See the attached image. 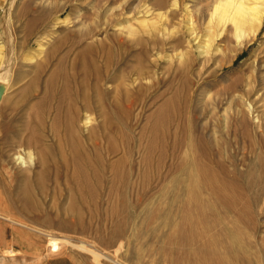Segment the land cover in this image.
Returning <instances> with one entry per match:
<instances>
[{
    "label": "rangeland",
    "instance_id": "1",
    "mask_svg": "<svg viewBox=\"0 0 264 264\" xmlns=\"http://www.w3.org/2000/svg\"><path fill=\"white\" fill-rule=\"evenodd\" d=\"M216 1L2 0L0 47L4 45L7 50L5 65L10 63V90L0 103V107L6 106L5 116L11 112L12 105L28 93L30 82L39 74L38 64L25 59L27 53H38V44H45L39 62L47 65L41 73V86L57 71L61 58L67 57L71 65L83 48L92 43L96 44V50L90 54L99 56V65L102 66V58L110 49L121 62L113 69L111 80L107 83L110 93L106 100L100 103L95 98L97 105L93 111L94 135L91 142L100 152L107 153V149L115 147V154L110 152V162H115L123 156V138L128 139V156L134 162V179L139 186L137 190H143V175L146 173L149 174V180L145 183L150 186L145 201L123 205L111 190H108L109 199L80 201L65 180H61L58 188L52 180L48 181L42 194L34 188V197L27 199L24 179L15 178L11 186H0V215L4 218H0L2 240L5 231V244L1 242L0 245H9L6 240H12L15 249V254L8 256L2 255L1 252L5 254L6 250L0 249V264H36L38 256L40 262L44 260L45 264H203L206 256L198 249L201 238L195 235L186 241L179 231L183 225L184 207L194 202L190 201L195 193L194 181L198 176L201 177L195 170L199 163L208 164L215 174L218 173L217 186L222 183L219 189L231 200L230 204L225 205L211 186L204 185L198 193L200 202L212 204L226 216L228 222L239 224L247 239L255 246L249 253L242 255L243 262L235 264H248L247 258L253 261L249 264H262L264 23L255 39L240 46L231 23L222 28V25H218V18L212 19ZM46 2H50L48 6ZM51 2L57 3L52 5L56 13L50 10ZM160 3L165 7L167 4V7L161 4L162 8L156 9ZM188 7L193 9L195 37L187 31L188 15L185 13ZM114 8L118 9L113 15ZM144 9H148L150 14L144 15L141 12ZM10 13L14 21L9 26ZM108 14L110 16L107 17ZM160 14L164 19L159 20ZM121 16L125 18L121 19ZM106 17L113 18L106 20ZM114 18L121 20L115 21ZM142 19L146 21L145 27L148 25L147 30L144 24L141 26ZM104 22L107 25L102 29ZM121 22L136 26L135 33L138 35L131 38L126 33H120L118 24ZM9 29L13 31L18 46L17 58L12 54ZM210 31L215 35L217 32L222 34L215 38L211 53L200 55L198 45L207 39ZM85 32L89 33V38L80 41L78 36ZM197 35L199 38L195 40ZM155 40L159 46L154 45ZM56 46H60V49L56 50ZM65 51L69 52L68 56ZM183 53L186 57L182 58L180 56ZM118 87H121L119 91L116 90ZM33 98L20 105L16 114L18 120L14 119L17 131L23 130L40 102L39 94ZM167 102L168 108L165 107ZM163 107L166 108L164 112H167L163 113V117L166 121L171 120L167 126L170 137L165 139L166 142L157 141L155 151L149 154L150 144L154 141L151 130ZM238 115L239 118L245 116L249 124H243ZM52 122L48 118L45 143L43 141L38 151L52 144L57 146L52 137ZM85 133L89 134L86 129ZM200 136L206 138L207 142L205 153L202 154ZM13 141L15 137L8 140L10 144ZM54 152L57 149L54 148ZM14 153L12 151L11 155ZM21 153L25 154L24 150ZM203 154L206 158H203ZM17 166L14 164V167ZM220 166H226L224 168L227 171L222 172ZM38 171L39 167L36 168ZM38 228L43 231L36 234L33 229ZM14 229L19 231V235L25 233L24 236L14 239ZM53 237L66 240L55 253L49 250V241ZM221 251L224 252V249Z\"/></svg>",
    "mask_w": 264,
    "mask_h": 264
},
{
    "label": "bare ground",
    "instance_id": "2",
    "mask_svg": "<svg viewBox=\"0 0 264 264\" xmlns=\"http://www.w3.org/2000/svg\"><path fill=\"white\" fill-rule=\"evenodd\" d=\"M39 3L42 4L40 1ZM46 3H44L43 5H45ZM48 3H47V6H48ZM54 4H52V2L50 4L51 5L50 10H53L52 12H54V7H52V5ZM161 4L162 3H160L159 4L160 7L156 9L162 8L161 7L162 5L163 7H165L164 4L162 5ZM174 5H177V10H178V3L176 1ZM1 7H3L2 0H0V8ZM12 7L13 6L11 5V8ZM61 7L62 6H60V8ZM138 7H136V9H138ZM166 7H167V4H166ZM117 9L118 8L112 9L113 15H114V11H116ZM186 9H187V12L185 14L188 15V19H187V24H188L187 29L188 30L187 31H189L190 36L192 35L193 37H195L196 31H195L194 18H193V9L190 10L189 7ZM43 10H45V8ZM110 12L111 11H109V14ZM120 12H121V9H120ZM141 12H143L144 15L150 14V11L148 9L146 10L144 9V11H141ZM50 14H53V13H50ZM109 14L107 15V17L110 16ZM125 14H128V13H125ZM107 17H106V20H109V19L112 20L113 18V17L111 18L109 17L107 19ZM114 17L117 18V16H114ZM159 17H157L159 18V20L164 19V16L161 14L159 15ZM215 17L216 19L218 18L219 20L218 25L220 26L222 25V28H224L227 23L232 24L234 28V32H235V37L238 39L239 45L243 46L248 41L255 39L258 36V33L261 31V28L264 23V0H217L214 10L212 12V19ZM13 18L14 16H12V13H10L9 21H8L9 26H10V23L14 21L12 20ZM36 18L38 19L39 17H36ZM115 18L113 20H115ZM124 18L125 17L122 18L121 16V19H124ZM102 19L104 20V18ZM121 19L119 20L116 19L115 21H120ZM58 20L57 22H59ZM100 21L101 19L99 20V24H101ZM130 24L125 25L122 22L119 23L118 24L120 26L119 32L122 34L124 33V35L126 33L128 34L129 37L137 34V32L135 33V30H136L135 28L137 27L136 26L134 27V25H130ZM142 24H144L143 26L145 27L146 21L143 20L141 22V26ZM102 25H103L102 27L103 29L104 26L107 25V22H104V24ZM147 26L148 25H146V27ZM146 27L144 29H146ZM153 29H156V28H153ZM9 30H10L9 39L11 40L13 44L12 46L10 43V45L13 48L12 54L15 58H17L16 55L17 53H19L17 52L18 46L16 47L15 36H14L13 31H11V29ZM119 32L117 31V33ZM221 34L217 32V34L215 35L212 31H210V34L207 35V39L204 42L199 43L198 45V50L200 51V55L211 53V48L213 46V42L215 41V38H218L219 35ZM88 38H89V33H86V32L81 33L78 36V39H81L80 41H84ZM198 38L199 37L197 35L195 40ZM38 45L40 46L38 53H36L37 51L32 54H28L26 52L27 55L25 56V59L28 62L38 64V71H39V74L36 75L33 81L30 82L31 84H29L28 93L22 96L21 99L18 102H16L14 105H12L11 112L7 113V116H5L6 113L4 112L6 106L0 107V142L2 141L1 143L2 146L0 144L1 146L0 148V186L9 187L12 185L15 178L17 180L24 179L23 182H24V188H25V197H27V199H32L35 195V194L33 195V191H35L34 188L36 189V191L38 190L39 194H42L48 181L52 180V182L58 188V186L61 185L60 183L61 180L62 181L65 180V182L69 186L72 187L76 198L83 202L103 200L106 198L109 199L108 190L115 192L117 199H120L123 205H130V204H134L135 202L144 200L145 197L147 196L148 189L150 186V184L145 183L147 180H149V176H148L149 174L146 173L143 175V180H144L143 186H142L143 190L141 192L138 191L137 190L138 181L134 179V177L136 178L135 166L133 164L134 162H132L131 156H128V154H130V150L128 151L130 141L126 138H123V144H124L122 147L123 156H121L115 162H110L111 161L110 152L111 154H115L116 152L115 147H111L110 150L107 149V153L100 152L96 148V146L91 142V137L92 135H94V132H93L94 128L92 127V125L94 122L93 111L95 110V107L97 105L96 102L97 100H99L100 103H102L103 101L106 100L107 95L110 93L109 89L106 87L107 83H109L111 80L113 69L114 68L116 69V67L120 65L119 63L121 62V59H117L115 55L113 54V51L109 49L106 52L105 56L102 58L103 60L102 66L99 65V56H95V55L92 56L90 54L94 50H96V44L90 43L89 45L83 48L81 53L78 54V56L74 59L71 65L67 62L66 60L67 57L61 58L57 65V71H55L51 75V77L45 82L44 86H41L40 85L41 84V73L45 71V68L47 67V65L45 63L39 62L40 57H42L45 51V44H41V45L38 44ZM154 45L159 46V42L155 40ZM61 47H62V44H61ZM59 49H60V46L58 47L56 46V50H59ZM5 51H7L5 46L1 45L0 47V83L5 84L7 87L2 101L5 99L6 94L10 90V86H9L10 63L8 65H5L6 63V60H5L6 52ZM65 52H67L66 56H68L69 52L68 51H65ZM180 57L182 58L186 57L185 53H183L182 56ZM190 60L192 61L191 58ZM81 69L83 70V72L81 71ZM80 71L82 72L83 75L79 73ZM140 87L142 88L143 85ZM120 89L121 87L116 88L117 91H119ZM36 94H39L40 102L38 103L37 106H35V110L32 113L33 115L31 114L32 116L30 115V118L27 119L26 123L23 126V130L20 129L19 131H17V128H15L14 126V121H15L14 119L16 118V114H18L20 110V105L26 104V102H28ZM95 98H97V100H95ZM2 101H0V103ZM165 107L168 108V102L165 105ZM165 107H163L161 111L159 110L157 120L153 124L151 132L154 135V141L151 142L150 144L149 152H148L149 154H152L153 151H155V148H156L155 145L157 141L161 140L162 142H164L166 138L170 137L167 126L171 123V120L166 121L165 118L163 117V113L166 112V111L164 112V110L166 109ZM212 110H213V107H212ZM244 117L241 116L239 118V115H238V119H241L243 124H247L246 118ZM48 118H51L53 121L51 131L53 133L52 134L53 139L57 142V146L52 144V146H47L41 151H38V148H40L41 144L45 140V137L47 136L45 135V128H46ZM85 129L87 132H89V134L85 133ZM62 132H63V136L61 135ZM10 137H13V138L15 137V141H13L12 144L8 142ZM205 139L206 138H204L203 136L200 138V141H199V147L201 150V153L199 152L200 154L205 153L204 150H206L205 148H207L205 147L207 144ZM5 144L7 145L6 147H5ZM54 148L57 149L56 153L55 152L53 153ZM22 150H24L25 154L21 153ZM12 151H15L13 156L11 155ZM204 156H206L205 154H203V158H206ZM14 164L18 166L14 167ZM195 164L197 163L195 162ZM38 167L40 168V171L36 172V168ZM224 167L220 166L222 172L226 170V168ZM195 168H196L195 170L201 174V177L198 176L197 180L194 181L195 182V186H194L195 193L192 196V199L190 201V202L192 201L194 202L188 203L184 207L183 225L179 229V231H181L180 233L183 234L184 240L186 241L190 240V238H194L195 235L201 238L200 240L201 242L198 243L199 245L198 249L204 254V256H206L204 258L203 264H235V263H238V261L243 262L242 255L244 253H249V251L255 248L254 244L249 239H247L244 229L241 226H239V224H237L236 222H232V221L228 222L226 219V216H223L220 213L219 209L213 206L212 204L206 205L205 203H202L199 200L200 194L198 193L200 189L202 188V186L208 185L213 188V191L215 190L214 192H217V197L221 200V202L225 203V205L230 204L231 202L230 198L227 195H224L223 192L219 189L222 183H220L221 185L219 187L217 186L219 184V182L217 183L218 180L216 178L218 173L215 174L216 173L215 170L211 169L208 166V164L206 165L204 163L202 164L199 163L198 165L195 166ZM171 209L172 208H170L169 211H171ZM225 215H227V213H225ZM0 218H3V217L0 215ZM0 228H1L0 230H2L3 228L1 224H0ZM33 231L36 234H39L43 230L38 228V229H33ZM13 233H14V239H16L17 237H22V235L25 234L21 232L20 233L21 235H19L18 234L19 231L17 229H14ZM4 236H5V231L3 232V241H2V238L0 237V243L3 242L5 244ZM12 242L14 244V241ZM65 242L66 240L64 238H58V237L54 238L53 237V239L49 241L50 252L55 253L56 251H59ZM5 246L8 247L5 251V254L6 252H7V255L15 254V249L11 248L13 247L11 243ZM194 248H197V247H194ZM222 249H224V252L221 251ZM247 262L248 264L253 263V261L248 258H247ZM262 264H264V260H262Z\"/></svg>",
    "mask_w": 264,
    "mask_h": 264
},
{
    "label": "crops",
    "instance_id": "3",
    "mask_svg": "<svg viewBox=\"0 0 264 264\" xmlns=\"http://www.w3.org/2000/svg\"><path fill=\"white\" fill-rule=\"evenodd\" d=\"M0 229H1V228H0ZM0 237H1V236H0ZM2 241H3V240H2ZM6 242L9 243V244L11 243V245H14L13 242H12V240H10V241H7V240H6ZM7 248H8L7 246H2V245H0V249H2V250H6ZM11 248H13V247H11ZM1 253H2V255H4V256H8V255L4 254V252H1ZM37 255H40V253H39V254L37 253ZM39 258H40V257L38 256V258H37V259H38V262H36V264H45L44 260H43V263H42V262H40V259H39ZM43 259H44V258H43Z\"/></svg>",
    "mask_w": 264,
    "mask_h": 264
},
{
    "label": "water",
    "instance_id": "4",
    "mask_svg": "<svg viewBox=\"0 0 264 264\" xmlns=\"http://www.w3.org/2000/svg\"><path fill=\"white\" fill-rule=\"evenodd\" d=\"M6 89H7L6 85L0 83V101H2L3 96L5 95Z\"/></svg>",
    "mask_w": 264,
    "mask_h": 264
}]
</instances>
